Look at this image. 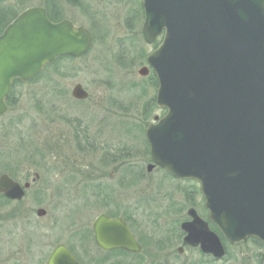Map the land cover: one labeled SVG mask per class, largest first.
Here are the masks:
<instances>
[{
	"label": "water",
	"instance_id": "water-1",
	"mask_svg": "<svg viewBox=\"0 0 264 264\" xmlns=\"http://www.w3.org/2000/svg\"><path fill=\"white\" fill-rule=\"evenodd\" d=\"M142 34L161 44L148 57L158 82L156 106L166 114L148 125L152 164L177 179H193L208 220L231 245L252 237L264 246V0H141ZM90 32L69 20L51 22L42 7L28 8L0 34V116L12 81H28L58 57L83 56ZM148 67L138 74L146 77ZM71 95L85 100L76 84ZM36 177H38L36 175ZM0 175V194L20 201L25 190ZM46 210L39 208L42 217ZM183 223L184 242L216 259L224 246L196 211ZM95 226L97 243L140 251L127 227L105 217ZM112 243L104 245L107 238ZM122 237V242L120 238ZM180 252L182 250L180 249ZM46 264H78L57 245Z\"/></svg>",
	"mask_w": 264,
	"mask_h": 264
},
{
	"label": "rangeland",
	"instance_id": "rangeland-1",
	"mask_svg": "<svg viewBox=\"0 0 264 264\" xmlns=\"http://www.w3.org/2000/svg\"><path fill=\"white\" fill-rule=\"evenodd\" d=\"M33 6H46L51 11L57 8V17L86 28L94 42L82 57L61 59L46 66L33 81L17 83L11 90L13 105L0 117V175L8 174L16 181L27 176L30 181L37 173L39 180L27 190L20 206L7 205L0 198V264H45L57 244L73 250L79 242L73 228H82L85 215L90 213L91 217L97 209L86 207L91 205V190L69 186L81 181L82 173L86 175L91 168L103 174L104 196L113 197L110 189H118L113 204L121 203L124 211L129 212L126 206L132 199L137 204L149 200V213L165 222L159 232L170 239V264H264V248L251 240L239 246L226 244L224 257L217 260L202 255L197 248L176 252L186 211L193 207L203 219L207 214L197 182L174 179L160 168L145 172L148 146L144 132L155 116L165 112L156 105L150 110L149 101L156 94L152 74H138L146 66L142 56L160 40L154 45L144 42L140 1L1 0L5 16ZM75 84L88 93L87 100H73ZM88 139L93 147L86 146L91 142ZM117 152L125 155L121 162L108 158ZM126 160L138 163L132 176L137 175L136 183L128 190L116 186L130 169L123 164ZM95 197L92 193L91 198ZM60 198L65 200L60 203ZM39 208L46 210L42 217L36 215ZM133 213L137 219L136 211ZM136 224L145 225L144 219ZM80 231L83 234V229Z\"/></svg>",
	"mask_w": 264,
	"mask_h": 264
},
{
	"label": "flooded vegetation",
	"instance_id": "flooded-vegetation-1",
	"mask_svg": "<svg viewBox=\"0 0 264 264\" xmlns=\"http://www.w3.org/2000/svg\"><path fill=\"white\" fill-rule=\"evenodd\" d=\"M16 15L17 13L13 14L12 16H10L9 14L5 16L3 11L1 10V0H0V30L5 28L16 17ZM88 142L90 143H88V145L86 146L88 147L94 146L92 140L88 139ZM84 149H85V145H84ZM112 154L113 156H108V158L115 157L113 158L114 162L117 160H118L117 162L119 161L121 162L122 156L120 152H117V154L114 153ZM59 158L63 159L64 157H58V159ZM62 161L63 160H60V162ZM124 163H125L124 166L129 165L130 169L124 171L127 172L126 175H124V177L121 176V178H123L122 180L124 181L122 182L120 181L119 183L116 184V186L124 190L126 189L128 190V188L133 187L136 183L137 175L135 174V177L132 176L134 175L133 173H135L133 172L134 169L138 170V165H137L138 163L135 162L133 163L132 160L123 161V164ZM117 167L118 165L116 164L115 168ZM120 169L122 170L121 167ZM120 169L118 170L120 171ZM145 172L147 174L150 173L147 172V170ZM56 175L58 174L56 173ZM8 176L13 179V177H11L10 175ZM101 177H103L102 173L96 171L94 168H91L90 170H88L86 175L85 173H82V177L80 178L82 179L81 181H76V183H74L72 186H69L71 189L82 190L87 188L91 190L88 193L89 195L88 197L90 198L88 202L91 205H87L86 207L89 210L97 209V212L93 213L91 217L90 216L88 217V214L90 213L88 214L85 213L86 215L84 214L86 217V223L83 225L82 228L79 227L78 231H76L73 228L72 232L74 233L78 232L77 234L74 235V239L76 238L79 241L74 245V248L77 249L79 251V254L81 255L77 254L74 248L72 250L69 247H67L69 252H71V254L74 256V258L77 260L79 264H170V258L172 253L170 239L166 235H164L165 233L159 232V227L164 226L165 222L160 220V218H162L161 216L149 213L151 210L148 209L149 206L148 204L150 203L149 200L145 201L143 204H137V203H133V199H132V201L128 203V205L126 206L127 207L126 210L129 212H126L123 209H121L122 208L121 203L117 204L116 206L113 204L114 202L113 198L116 196V193L117 194L119 193L118 189L117 191L114 189H110V191H112L113 197L107 194H106L107 197L104 196L103 194L104 191H102V189L104 187L105 182L100 181ZM97 178H99V180H95ZM22 179L23 180L18 178V182L23 181L22 183H24L28 181L27 176L25 178L23 177ZM36 181L33 184H35ZM93 190H101V191H93ZM76 191L79 192V190ZM84 193H86V191H84ZM92 193L97 195L95 199L91 198ZM60 199L61 200L58 201L60 203H62V201L65 200L63 198ZM73 200L75 201L76 199ZM8 201L9 202H7V205L14 203V205L18 204V206H20L19 203H21L20 201H12V200H8ZM130 205H134V206H130ZM138 209H141L139 215L137 213ZM135 211H136L137 219L133 217L134 215L133 212ZM100 217H105L108 220L116 223L119 222L120 223L119 229H121V225L124 224L130 233L131 240L134 241L138 246H140L141 250L133 251L118 246H108L112 243L111 237L107 238L106 241L103 242L104 245L108 247L100 246L96 241L95 229H94L95 226L100 227L97 224V221L100 219ZM186 218L187 219L185 221L189 220L187 211H186ZM140 219H144L145 225L139 226L138 224H136V222H138ZM146 220L150 222H148L147 224ZM11 221H16V220H10V222ZM80 229H83V234L80 233L81 232ZM81 235L83 236L82 237L83 242L80 241ZM183 238H184V234H182L180 237L181 245L180 246L178 245L176 249V252L178 254H183L185 249H189L187 246L184 245ZM120 241L122 242V237L120 238ZM180 248L183 249L182 253L179 252Z\"/></svg>",
	"mask_w": 264,
	"mask_h": 264
},
{
	"label": "trees",
	"instance_id": "trees-1",
	"mask_svg": "<svg viewBox=\"0 0 264 264\" xmlns=\"http://www.w3.org/2000/svg\"><path fill=\"white\" fill-rule=\"evenodd\" d=\"M46 7V6H45ZM47 9V12H48V17H49V19L51 20V21H54V22H56V21H59L60 20V18L59 17H57L56 15L58 14V9L56 8V11L54 10V11H51V9L50 8H46ZM142 56V55H141ZM145 57V55H143L142 56V58H144ZM61 59H71V57H64V58H60V59H58L57 61H59V60H61ZM56 61V62H57ZM49 66V65H48ZM47 66V67H48ZM36 77H38V76H36ZM36 77H34L33 79H31V81H33ZM151 82H152V85H153V87H156V85H157V83H156V80H155V78L154 77H152L151 78ZM17 83H22L20 80H15L14 81V84H13V86H15V84H17ZM11 96L7 99V101H6V103H7V105H8V109L9 108H11L12 107V105H13V103L11 102ZM149 103H151L150 104V110H152L153 108H154V106H155V98H153V99H151L150 101H149ZM153 111V110H152ZM146 152H147V155H146V159H145V161H149V158H148V148H146ZM121 156H125V155H121ZM0 198L7 204V202H9L8 200H6V199H4V197H3V195H0ZM251 242L254 244V245H256V246H258V247H260V248H263V246H262V244L260 243V242H258V241H256V240H251Z\"/></svg>",
	"mask_w": 264,
	"mask_h": 264
}]
</instances>
